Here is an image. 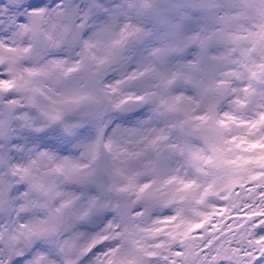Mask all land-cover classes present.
I'll list each match as a JSON object with an SVG mask.
<instances>
[{"label":"snow or ice","instance_id":"6c2138e0","mask_svg":"<svg viewBox=\"0 0 264 264\" xmlns=\"http://www.w3.org/2000/svg\"><path fill=\"white\" fill-rule=\"evenodd\" d=\"M0 264H264V0H0Z\"/></svg>","mask_w":264,"mask_h":264}]
</instances>
